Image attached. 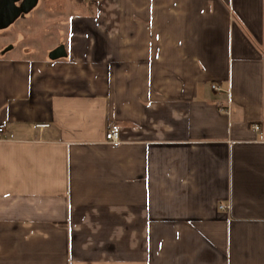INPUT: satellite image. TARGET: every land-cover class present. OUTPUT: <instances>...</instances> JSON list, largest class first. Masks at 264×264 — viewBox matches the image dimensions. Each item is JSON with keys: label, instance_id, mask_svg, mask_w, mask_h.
Listing matches in <instances>:
<instances>
[{"label": "crops", "instance_id": "crops-1", "mask_svg": "<svg viewBox=\"0 0 264 264\" xmlns=\"http://www.w3.org/2000/svg\"><path fill=\"white\" fill-rule=\"evenodd\" d=\"M6 22L0 264H264V0H38Z\"/></svg>", "mask_w": 264, "mask_h": 264}, {"label": "water", "instance_id": "water-1", "mask_svg": "<svg viewBox=\"0 0 264 264\" xmlns=\"http://www.w3.org/2000/svg\"><path fill=\"white\" fill-rule=\"evenodd\" d=\"M20 1L21 0H6L4 1L5 7L2 8L0 5V16H5L7 19L5 26L12 24L22 14L32 10L38 3V0H23L21 6L17 7L16 4ZM65 56V49L60 47L51 54L50 58L52 60H57Z\"/></svg>", "mask_w": 264, "mask_h": 264}, {"label": "built area", "instance_id": "built-area-1", "mask_svg": "<svg viewBox=\"0 0 264 264\" xmlns=\"http://www.w3.org/2000/svg\"><path fill=\"white\" fill-rule=\"evenodd\" d=\"M86 1H89V0H86ZM213 89L216 90V91H218L219 90V87L213 86ZM38 127L39 128H46V127H48V125H39ZM254 130L256 132H259L261 130V128H260V126L255 125ZM2 132H3V129H0V134ZM105 140L109 144L118 145L120 143V134H119V131L118 130H115V129L109 130L106 133ZM220 209L222 211H229L230 210V207L229 206H225V205H221L220 206Z\"/></svg>", "mask_w": 264, "mask_h": 264}, {"label": "rangeland", "instance_id": "rangeland-1", "mask_svg": "<svg viewBox=\"0 0 264 264\" xmlns=\"http://www.w3.org/2000/svg\"><path fill=\"white\" fill-rule=\"evenodd\" d=\"M15 35V34H14Z\"/></svg>", "mask_w": 264, "mask_h": 264}]
</instances>
